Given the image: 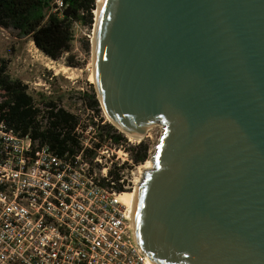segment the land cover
<instances>
[{
	"label": "water",
	"instance_id": "water-1",
	"mask_svg": "<svg viewBox=\"0 0 264 264\" xmlns=\"http://www.w3.org/2000/svg\"><path fill=\"white\" fill-rule=\"evenodd\" d=\"M97 25L102 108L164 130L133 205L148 264H264V0H104Z\"/></svg>",
	"mask_w": 264,
	"mask_h": 264
},
{
	"label": "built area",
	"instance_id": "built-area-1",
	"mask_svg": "<svg viewBox=\"0 0 264 264\" xmlns=\"http://www.w3.org/2000/svg\"><path fill=\"white\" fill-rule=\"evenodd\" d=\"M86 111L63 155L0 123V264H148L123 196L153 157L137 164L132 139L102 136Z\"/></svg>",
	"mask_w": 264,
	"mask_h": 264
},
{
	"label": "trees",
	"instance_id": "trees-1",
	"mask_svg": "<svg viewBox=\"0 0 264 264\" xmlns=\"http://www.w3.org/2000/svg\"><path fill=\"white\" fill-rule=\"evenodd\" d=\"M97 8L98 0H0V28L32 40L39 51L57 62L72 51L76 24L93 28ZM9 65L0 58V123L6 122L22 136L30 135L57 154L80 150L74 134L79 117L60 107L55 98L33 96L28 86L11 78ZM81 99L100 117L102 109L95 89L93 94H81ZM100 129L102 136L113 138L116 144L124 139L112 125ZM149 151L144 142L133 148L135 162L145 163Z\"/></svg>",
	"mask_w": 264,
	"mask_h": 264
},
{
	"label": "rangeland",
	"instance_id": "rangeland-1",
	"mask_svg": "<svg viewBox=\"0 0 264 264\" xmlns=\"http://www.w3.org/2000/svg\"><path fill=\"white\" fill-rule=\"evenodd\" d=\"M94 30L95 24L93 28L76 24L72 51L56 62L39 51L32 40L18 38L15 32L0 28V58L10 62L9 74L11 78L28 86L29 92L33 96L39 98L40 94H44L47 97L55 98L60 107L73 114H80L79 119L86 118L88 116L86 109L92 108L84 104L81 94H93L95 89L94 84L96 82L92 81V78H95L93 61ZM77 108L82 109L81 112H77ZM101 109L100 117L106 122L105 126H114L107 119L108 117H106L107 115L102 106ZM117 131L119 135L120 131L118 129ZM163 131V127L157 126L147 134L142 142L132 140L135 143L133 148L144 142L149 147L150 158L153 157ZM121 134L125 138L127 137L125 133ZM135 178L139 181L142 178L141 174L137 173Z\"/></svg>",
	"mask_w": 264,
	"mask_h": 264
},
{
	"label": "bare ground",
	"instance_id": "bare-ground-1",
	"mask_svg": "<svg viewBox=\"0 0 264 264\" xmlns=\"http://www.w3.org/2000/svg\"><path fill=\"white\" fill-rule=\"evenodd\" d=\"M103 3H104V0H98V8H97V10L95 11V15H96V25H95V30H94V32H95V39H94V42H93V44L95 45V40H96V36H97V28H98V25H97V22H99V19H100V15H101V11H102V7H103ZM94 75H95V69H94ZM92 81L95 83L96 81H95V78H92ZM105 110V109H104ZM105 113H106V117H108L107 119H109L108 121L111 123V124H115L114 123V121L112 120V118H111V116L108 114V112H107V110H105ZM128 137H130L132 140H135V141H137V142H142V140L143 139H145V137H147V135H145L142 139H139V138H136V137H134V136H132V135H130V134H126ZM152 159H150L147 163H146V165H145V167L143 168V172H147V171H150V170H152L153 169V167H152ZM142 172V178L139 180V181H137V184H136V187H135V189L131 192V193H127L125 196H123V201L126 203V204H128L129 206H130V208L132 209V211H133V205H134V199H135V196H136V194H137V191H138V188H139V186L141 185V183H142V181H143V177H144V175H145V173H143ZM144 174V175H143ZM142 180V181H141Z\"/></svg>",
	"mask_w": 264,
	"mask_h": 264
}]
</instances>
